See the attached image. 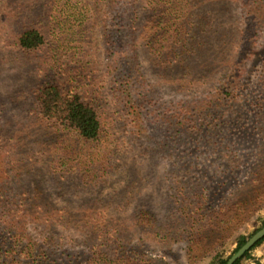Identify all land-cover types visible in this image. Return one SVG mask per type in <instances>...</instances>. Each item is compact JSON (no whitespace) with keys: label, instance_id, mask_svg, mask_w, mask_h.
Returning a JSON list of instances; mask_svg holds the SVG:
<instances>
[{"label":"rangeland","instance_id":"1","mask_svg":"<svg viewBox=\"0 0 264 264\" xmlns=\"http://www.w3.org/2000/svg\"><path fill=\"white\" fill-rule=\"evenodd\" d=\"M186 1L190 26L194 32L206 29L208 39L205 49L184 55L180 69L158 67L145 43L134 60L131 41L122 35L129 29L122 0L101 3L98 12L84 8L85 0L68 11L64 34H49L57 45L53 53L71 66L59 82L100 80L109 144L98 165L85 167L89 173L56 164L70 144L88 153L104 142H76L73 134L39 123L31 97L19 100L36 80L54 82L50 65L42 66L44 52L23 53L14 45L38 1L0 0V153L22 156L19 167L10 169L11 192L5 194L11 204L0 209L5 218L19 210L27 215L22 229L13 227L26 236L21 250L30 252L35 243L55 264H134L139 257L155 264H218L238 251L240 236L250 238L263 227L264 0ZM44 24L51 30L50 21ZM77 67L86 73L80 76ZM231 77H240L237 88L223 90ZM127 97L136 110L127 107ZM60 138L65 144L52 150ZM258 194L251 215L194 263L186 256L191 231L173 242L150 241L152 221H141L145 210L158 225L172 223L175 213V232L188 223L197 234L208 226L211 244L218 238L213 217L235 199ZM6 239L0 236V246L8 250ZM17 252L9 255L16 254L13 264H35ZM240 264H264V242Z\"/></svg>","mask_w":264,"mask_h":264},{"label":"trees","instance_id":"2","mask_svg":"<svg viewBox=\"0 0 264 264\" xmlns=\"http://www.w3.org/2000/svg\"><path fill=\"white\" fill-rule=\"evenodd\" d=\"M37 1V3H33L35 10L33 8L28 9L25 24L16 35L14 45L23 53L32 54L36 52H44L42 55V66L48 64L50 65L47 67H49L51 72L54 71L52 72V80L50 81L54 82H46L42 79L36 80V83H33L31 88H29L28 91H25L24 95H19V100L27 102L29 97H31L34 102L33 105H35L34 111L38 115L36 117L37 121L39 123L53 124V128L58 130L57 132L64 131L69 134H73L76 142L82 141L98 145H101V143L104 142L99 148L95 146L97 149L89 150L88 153L83 151L78 144L77 146L70 144L69 147H66V154H64L56 164L58 166L61 165L68 167L70 171L82 172V170H84V172L91 173V170H86L85 167L89 166V164L98 165L102 156H104V152H102V150L107 148L109 144V141L105 144V141L109 139L107 136V127L109 122L107 118L104 117L102 110V92L99 90V88H101L99 86L100 80L90 76L85 81H78L77 79L71 81L70 78L71 82L69 83H67L68 80L59 82L58 79L61 77L68 78V75L64 73H67L71 66L66 62L60 61L56 51L53 53V50H55L54 48L57 50V45L49 42L48 37L49 34L53 35L56 29H60V32L64 34V23L67 22L69 17H71V15L67 16L68 11L70 10L74 13L76 5L82 4L85 0ZM116 1L117 0H88V3L85 2L87 4H82V6L86 8V6L92 5L93 10L98 12V5L101 3L110 5ZM122 1L128 11V14H125L127 15L126 20L129 27L128 31L124 32L122 35L125 43L129 40L131 41L130 49L132 52H129L132 53L134 60L139 59L140 46L142 43H145L158 67L165 68L166 70L170 68L180 69V67H182L185 63L184 55L194 54L199 48H206L205 43H207L208 39V37L205 36L207 33L206 29H198L194 32L190 26V21H192L190 15L193 13L189 11L191 7L189 1ZM205 1L206 0H201V2ZM32 11L33 13H37L32 14ZM77 13L81 15L82 12L79 9ZM200 16L201 21H203L202 14H200ZM46 19L51 22V30L44 24ZM57 31L59 32V30ZM249 53V50L243 51L242 57L246 58ZM135 65L138 66V62H135ZM77 69L82 71H80V76H83L86 73L85 70L80 67H77ZM42 70L45 71L44 68H42ZM57 72H60L61 76H58ZM237 80H240V77H231L227 84L224 85L225 89L223 90H227V88H237V85L235 84ZM124 102H127V107L136 110L137 104L132 98L127 97L124 99ZM181 116L182 115H179V118ZM60 141H62V138L56 141V145L58 144L57 146L59 149L54 146L52 147V150H61L65 143ZM11 157L12 159H9L6 153H0V169L2 170L0 172V207H2L4 203L9 205L11 204L12 199L9 197L10 194H5V192H11L10 187H8L10 169L11 167H19L21 164L20 158L22 159V156L19 157L13 155ZM23 159L25 160L26 158ZM92 174H94V172ZM259 198V194L255 196V198L250 197L243 201H238L239 199L237 198L234 202L228 204L230 205L229 207L223 208L220 214L213 217V237L218 235V238L217 241L215 240V243L211 242V244H208V238L210 236L212 237V233L210 236L206 234V228L209 230L208 226H202L199 230H197L199 231V234H197L196 232L193 233L194 226H191L188 223V229L184 226V228H182V232H180L181 227H179V232H175V213L170 216V220L173 221L172 223H163L158 225L154 223V218L151 216L150 211L145 210L142 211L141 221L146 222L145 218H147L149 223L152 221L150 225L152 230L146 232L150 241H154L156 237H160V242L162 243L173 242L177 241L187 230L191 231L190 234L193 237L190 239L186 247V256L190 263H194L201 260L205 257V255H208V253L214 250L217 243H219L226 236L232 235L235 228H237V226H239L246 218H248L249 215H251L253 211L251 210V207ZM38 205L40 204H38L36 200L32 203V206L36 210H38ZM19 211H21L22 214L18 213ZM19 211L11 213L8 218H5L1 214L2 210L0 209V236L4 235L8 239V250L1 247L5 244H1L0 246L1 264H13L17 259L16 254H13L11 258H9V255L13 250L16 252L18 249V254L21 253L22 255L26 253L25 256L29 257V259L35 260V264H55L47 252L35 247V243L33 244L30 242L32 245L29 247L30 252L29 250L27 251L26 248H22L21 250L20 246L22 241L20 240L25 239L26 236L18 234L14 231L15 229L13 227L16 229L21 227L22 229V226L26 225L27 215L24 211ZM187 211L188 210H185L184 213L187 217H189L190 214L187 213ZM13 215H15L17 219H11ZM49 218L51 217L49 216ZM248 239L249 238L244 235L240 236L237 242V250H239L248 241ZM263 242L264 239L261 240L254 248L260 246ZM251 251L247 252L246 255L235 264H240L242 260L250 257ZM3 259H5V261H3ZM108 261L109 260H107V262ZM142 261L143 259L140 257L136 259L134 258V264H141ZM227 261L228 259H220L218 264H226ZM112 262L116 263L115 260H111L109 264H113ZM143 262V264H155L152 259L145 260Z\"/></svg>","mask_w":264,"mask_h":264},{"label":"water","instance_id":"3","mask_svg":"<svg viewBox=\"0 0 264 264\" xmlns=\"http://www.w3.org/2000/svg\"><path fill=\"white\" fill-rule=\"evenodd\" d=\"M264 239V227L257 231L248 241L227 261L226 264H235L242 259L247 252L251 251L261 240Z\"/></svg>","mask_w":264,"mask_h":264}]
</instances>
